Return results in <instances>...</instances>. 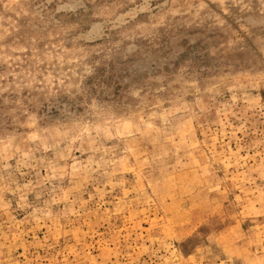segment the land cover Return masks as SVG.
I'll return each mask as SVG.
<instances>
[{
  "label": "rangeland",
  "instance_id": "obj_1",
  "mask_svg": "<svg viewBox=\"0 0 264 264\" xmlns=\"http://www.w3.org/2000/svg\"><path fill=\"white\" fill-rule=\"evenodd\" d=\"M0 264H264V0H0Z\"/></svg>",
  "mask_w": 264,
  "mask_h": 264
}]
</instances>
